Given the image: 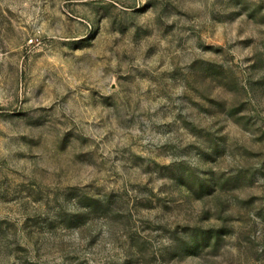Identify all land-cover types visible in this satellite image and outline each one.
Listing matches in <instances>:
<instances>
[{
	"label": "rangeland",
	"instance_id": "obj_1",
	"mask_svg": "<svg viewBox=\"0 0 264 264\" xmlns=\"http://www.w3.org/2000/svg\"><path fill=\"white\" fill-rule=\"evenodd\" d=\"M0 264H264V0H0Z\"/></svg>",
	"mask_w": 264,
	"mask_h": 264
},
{
	"label": "clouds",
	"instance_id": "obj_2",
	"mask_svg": "<svg viewBox=\"0 0 264 264\" xmlns=\"http://www.w3.org/2000/svg\"><path fill=\"white\" fill-rule=\"evenodd\" d=\"M43 115L44 114H41V113H30L29 117H27L26 119H36V118L42 117Z\"/></svg>",
	"mask_w": 264,
	"mask_h": 264
}]
</instances>
